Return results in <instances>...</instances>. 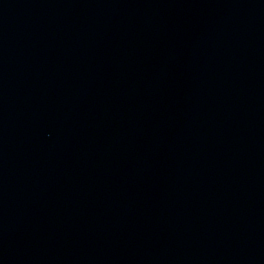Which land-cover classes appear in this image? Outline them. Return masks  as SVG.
Masks as SVG:
<instances>
[{
    "label": "water",
    "instance_id": "water-1",
    "mask_svg": "<svg viewBox=\"0 0 264 264\" xmlns=\"http://www.w3.org/2000/svg\"><path fill=\"white\" fill-rule=\"evenodd\" d=\"M0 264H264V0H0Z\"/></svg>",
    "mask_w": 264,
    "mask_h": 264
}]
</instances>
